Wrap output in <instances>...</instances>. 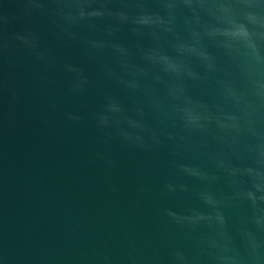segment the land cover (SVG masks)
<instances>
[{"label":"water","instance_id":"1","mask_svg":"<svg viewBox=\"0 0 264 264\" xmlns=\"http://www.w3.org/2000/svg\"><path fill=\"white\" fill-rule=\"evenodd\" d=\"M0 264H264V0H0Z\"/></svg>","mask_w":264,"mask_h":264}]
</instances>
